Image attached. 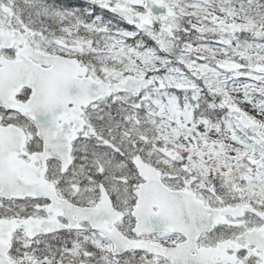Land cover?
Wrapping results in <instances>:
<instances>
[{"label":"snow or ice","instance_id":"obj_1","mask_svg":"<svg viewBox=\"0 0 264 264\" xmlns=\"http://www.w3.org/2000/svg\"><path fill=\"white\" fill-rule=\"evenodd\" d=\"M0 264H264V0H0Z\"/></svg>","mask_w":264,"mask_h":264}]
</instances>
